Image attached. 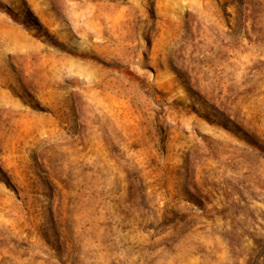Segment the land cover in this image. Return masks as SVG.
I'll use <instances>...</instances> for the list:
<instances>
[{"label":"rangeland","instance_id":"rangeland-1","mask_svg":"<svg viewBox=\"0 0 264 264\" xmlns=\"http://www.w3.org/2000/svg\"><path fill=\"white\" fill-rule=\"evenodd\" d=\"M0 264H264V0H0Z\"/></svg>","mask_w":264,"mask_h":264}]
</instances>
